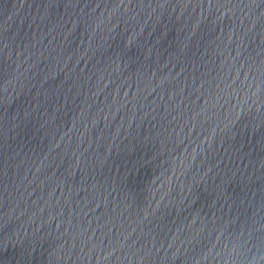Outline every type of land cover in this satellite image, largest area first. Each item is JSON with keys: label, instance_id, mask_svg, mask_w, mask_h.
I'll return each mask as SVG.
<instances>
[{"label": "water", "instance_id": "1", "mask_svg": "<svg viewBox=\"0 0 264 264\" xmlns=\"http://www.w3.org/2000/svg\"><path fill=\"white\" fill-rule=\"evenodd\" d=\"M0 264H264V0H0Z\"/></svg>", "mask_w": 264, "mask_h": 264}]
</instances>
